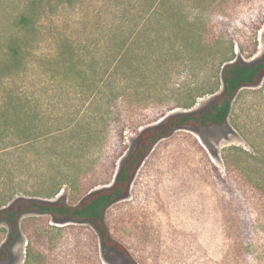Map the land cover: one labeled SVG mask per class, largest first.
Listing matches in <instances>:
<instances>
[{"label":"rangeland","instance_id":"rangeland-1","mask_svg":"<svg viewBox=\"0 0 264 264\" xmlns=\"http://www.w3.org/2000/svg\"><path fill=\"white\" fill-rule=\"evenodd\" d=\"M61 1L0 0V205L74 203L109 185L143 126L209 106L222 58L264 60V0ZM263 164L264 75L224 125L158 140L104 222L137 264H264V194L251 183ZM237 198L255 222L246 250ZM10 231L0 264H129L90 221L21 213L0 220V245Z\"/></svg>","mask_w":264,"mask_h":264},{"label":"trees","instance_id":"trees-1","mask_svg":"<svg viewBox=\"0 0 264 264\" xmlns=\"http://www.w3.org/2000/svg\"><path fill=\"white\" fill-rule=\"evenodd\" d=\"M61 2H66V0ZM115 47L117 48L116 50H120L122 45L116 44ZM11 51L12 53L16 52V48L12 47ZM104 72H108L107 69ZM219 73L221 89L207 108L198 111L172 114L162 121L152 125H145L139 130L132 151L121 164L113 182L109 185L84 195L74 203H68L62 200H41L36 197L12 198L7 202L1 203L0 220L2 219L13 226L21 213L34 212L47 213L54 217L66 218L71 221H90L98 230L100 240L105 246L119 251L127 258L129 264H137L126 246L111 236L109 228L103 219L104 209L125 193L137 166L158 140L169 136L173 130L185 125L202 129L209 126L224 125L231 111L232 101L238 90L245 86L258 84L264 75V60L249 63L237 58L224 57L220 61ZM99 80L98 78L93 79L91 86L96 88L97 81ZM104 83L108 90L106 98L108 100L116 99L115 85L112 84L111 77L108 73L106 74ZM22 138L21 142L25 143L31 140L27 136ZM260 173H262L261 177L256 178H260L261 181L251 179V183L253 187L259 189L264 194V164L263 170ZM233 200H230V210L233 215V220H237L238 223L242 222L241 227L239 228L238 226L239 229L237 232L243 240L241 247L243 250H246L250 245L249 241L252 239L251 231L255 228V222L250 219L252 211L249 208L247 200L240 198ZM257 206L261 207L260 211L264 210V200L258 202ZM13 234V231H10L7 238L0 245V262L7 257L8 247L12 242Z\"/></svg>","mask_w":264,"mask_h":264}]
</instances>
